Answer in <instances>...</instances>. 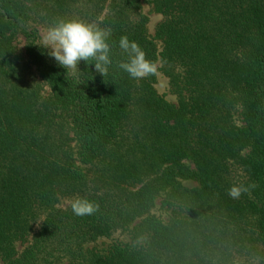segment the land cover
<instances>
[{
  "label": "trees",
  "instance_id": "1",
  "mask_svg": "<svg viewBox=\"0 0 264 264\" xmlns=\"http://www.w3.org/2000/svg\"><path fill=\"white\" fill-rule=\"evenodd\" d=\"M72 20L112 28L104 77L40 46ZM0 264H264V0H0Z\"/></svg>",
  "mask_w": 264,
  "mask_h": 264
},
{
  "label": "clouds",
  "instance_id": "2",
  "mask_svg": "<svg viewBox=\"0 0 264 264\" xmlns=\"http://www.w3.org/2000/svg\"><path fill=\"white\" fill-rule=\"evenodd\" d=\"M112 36L110 26L101 27L98 23H85L78 20L61 21L42 33L40 46L48 49V55L57 64L70 72L74 77L81 73L78 64H93L101 76L108 74L112 64L109 39ZM118 46L127 56L126 61H120L117 67L126 72L132 79H144L154 75L156 64L146 59L145 52L127 36H121ZM248 188L241 184H233L227 190V195L238 199ZM68 207L75 216H91L98 211V205L82 197H74L68 201Z\"/></svg>",
  "mask_w": 264,
  "mask_h": 264
},
{
  "label": "rangeland",
  "instance_id": "3",
  "mask_svg": "<svg viewBox=\"0 0 264 264\" xmlns=\"http://www.w3.org/2000/svg\"><path fill=\"white\" fill-rule=\"evenodd\" d=\"M149 14H150V17H151V20H150V23H149V28L152 29L155 21L159 19V14L154 13V12H151ZM157 78H158L157 89L160 90V91H163L165 89V87H166V78L164 76H162L160 73L157 74ZM167 95L169 97H171V95H169V94H167ZM189 183H190V181H189ZM113 239H123V237L121 235L115 234V235H113L110 238L99 239V240L95 241L93 244L96 245V246H105L107 243H109Z\"/></svg>",
  "mask_w": 264,
  "mask_h": 264
}]
</instances>
